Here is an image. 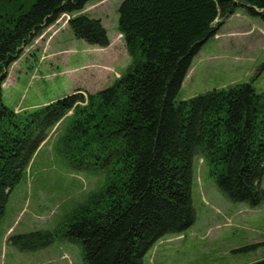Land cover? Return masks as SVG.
<instances>
[{
    "label": "trees",
    "instance_id": "1",
    "mask_svg": "<svg viewBox=\"0 0 264 264\" xmlns=\"http://www.w3.org/2000/svg\"><path fill=\"white\" fill-rule=\"evenodd\" d=\"M95 1L0 0V219L39 145L61 125L57 153L76 170H99L104 182L60 227L14 233L7 243L34 251L60 237L81 245L85 264H143L161 236L194 222V157L231 201L255 206L264 197V93L243 82L175 101L200 47L238 6L264 19V0H122L116 27L130 63L119 77L22 112L6 105L7 68L60 15L75 38L108 46L100 18L82 13Z\"/></svg>",
    "mask_w": 264,
    "mask_h": 264
},
{
    "label": "rangeland",
    "instance_id": "2",
    "mask_svg": "<svg viewBox=\"0 0 264 264\" xmlns=\"http://www.w3.org/2000/svg\"><path fill=\"white\" fill-rule=\"evenodd\" d=\"M121 1L89 2L82 10L100 18L110 40L106 47L75 38L67 14L23 46L7 68L2 101L22 112L75 89L93 92L112 83L130 63L116 27ZM243 82L264 93V19L238 6L193 57L175 101ZM61 129V125L50 129L25 175L9 192L0 219V240L14 233L60 227L65 216L104 182L99 170H76L57 153L54 145ZM259 187L264 189V167ZM191 200L192 225L181 233L161 236L144 254L143 264H248L264 258V197L255 206L231 201L217 187L205 161L196 156ZM63 239L54 240L52 247L63 245L52 253L66 251L75 264H85L81 245ZM50 255L37 262L59 263V256ZM10 256L11 249L6 259ZM28 256L32 255L24 258Z\"/></svg>",
    "mask_w": 264,
    "mask_h": 264
},
{
    "label": "crops",
    "instance_id": "3",
    "mask_svg": "<svg viewBox=\"0 0 264 264\" xmlns=\"http://www.w3.org/2000/svg\"><path fill=\"white\" fill-rule=\"evenodd\" d=\"M54 244L51 243L48 245L46 248L38 249L35 251H28L25 254L24 252L19 251L18 249L14 248L12 249L13 246L10 244L6 243L5 237L0 240V264H30L28 261H31V264H39L37 261L44 262L45 256L50 255L54 251H58L57 248L61 250V246L63 245L62 242L58 244L57 247H52ZM11 249V256L10 258L6 259V254L8 250ZM53 256L50 255V258H54L59 256V263H53L52 264H75L73 260L69 257V254L66 253V251H61L57 253H52ZM24 255H32L28 256L27 258H24ZM23 257V258H22ZM44 260V261H42ZM69 260V262H67ZM47 260L45 264H49Z\"/></svg>",
    "mask_w": 264,
    "mask_h": 264
}]
</instances>
